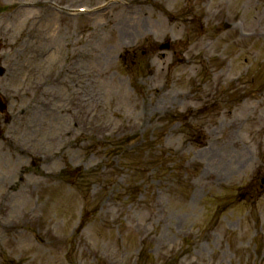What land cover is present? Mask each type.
<instances>
[{"label":"rangeland","instance_id":"374dc122","mask_svg":"<svg viewBox=\"0 0 264 264\" xmlns=\"http://www.w3.org/2000/svg\"><path fill=\"white\" fill-rule=\"evenodd\" d=\"M104 1L0 0V264H264V0Z\"/></svg>","mask_w":264,"mask_h":264}]
</instances>
